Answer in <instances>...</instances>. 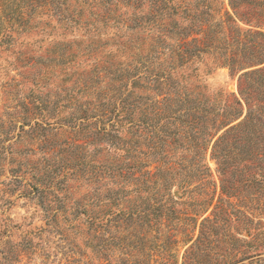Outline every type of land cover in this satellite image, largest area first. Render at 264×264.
Wrapping results in <instances>:
<instances>
[{
    "label": "rangeland",
    "instance_id": "374dc122",
    "mask_svg": "<svg viewBox=\"0 0 264 264\" xmlns=\"http://www.w3.org/2000/svg\"><path fill=\"white\" fill-rule=\"evenodd\" d=\"M0 264H264V0H0Z\"/></svg>",
    "mask_w": 264,
    "mask_h": 264
},
{
    "label": "trees",
    "instance_id": "16d2710c",
    "mask_svg": "<svg viewBox=\"0 0 264 264\" xmlns=\"http://www.w3.org/2000/svg\"><path fill=\"white\" fill-rule=\"evenodd\" d=\"M167 109V108H166ZM222 142V136L219 137L216 142L214 143L213 145V150L215 151L216 148H218L219 144ZM215 154V153H213ZM135 166V169L130 172V174L133 176L134 179L136 180H140L141 183L144 184V182H147V183H150V184H155L156 183V173H153L151 170H147L146 168L142 169L143 165L142 164H138V165H134ZM133 167V165L131 166V168ZM155 177V178H154ZM143 180V182H142ZM166 181V180H164ZM164 187H166V184L164 185ZM221 194H224L225 192V188H224V184H223V181H222V188H221ZM220 199L222 200L223 197L221 196ZM206 203V206H205V210H207L209 208V206L212 204V198H210ZM159 210H161L160 208L163 207V205H159L157 206ZM151 206L150 207H145L143 209H137V208H131V210L129 211H125V212H119L117 213L116 217L114 218H123L125 221L127 220H130L131 218H136V217H140V215H143V216H148L150 213L152 214L155 210L157 209H152L151 210ZM209 219V217H205L204 220L207 221Z\"/></svg>",
    "mask_w": 264,
    "mask_h": 264
}]
</instances>
